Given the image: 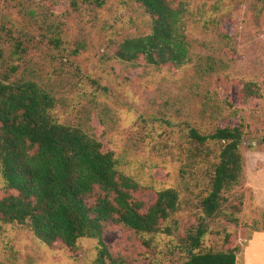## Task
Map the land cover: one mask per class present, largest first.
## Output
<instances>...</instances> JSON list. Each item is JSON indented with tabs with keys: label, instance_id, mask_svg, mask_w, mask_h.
Listing matches in <instances>:
<instances>
[{
	"label": "rangeland",
	"instance_id": "374dc122",
	"mask_svg": "<svg viewBox=\"0 0 264 264\" xmlns=\"http://www.w3.org/2000/svg\"><path fill=\"white\" fill-rule=\"evenodd\" d=\"M169 1L183 10L189 60L159 70L114 56L125 40L151 32L133 0H103L101 7L96 0H0V74L16 68L14 79L55 97L59 122L113 152L118 170L140 186L134 198L142 212L159 192L177 191L179 208L167 223L172 236L158 237L153 252L129 229L106 227L116 264H185L174 248L204 217L200 202L222 147L197 145L190 130L209 136L241 127L243 174L225 194L227 217L208 220L202 252L236 249L237 264H252V254L264 264V245L252 250V238L264 235V0ZM3 186L0 178L1 197ZM97 257L95 240H82L75 252L49 248L0 220V264H96Z\"/></svg>",
	"mask_w": 264,
	"mask_h": 264
},
{
	"label": "trees",
	"instance_id": "16d2710c",
	"mask_svg": "<svg viewBox=\"0 0 264 264\" xmlns=\"http://www.w3.org/2000/svg\"><path fill=\"white\" fill-rule=\"evenodd\" d=\"M133 1L150 18L151 32L119 44L115 58L131 65L142 59L159 70L184 66L189 51L183 10L169 0ZM96 2L100 7L104 3ZM16 73L11 68L0 74L1 222L27 229L49 248L61 244L75 252L82 240H95L96 264H116L104 240L109 225L132 231L148 252H153L158 237L172 236L167 223L179 208L177 191L159 192L142 212L143 205L134 198L140 186L118 170L115 154L83 130L59 122L55 97L35 82L14 79ZM189 138L201 147L208 142L222 147L210 190L200 202L204 217L174 249L185 256V264H237L236 249L203 253L202 247L210 232L208 220L227 215L225 194L240 183L243 130L226 127L204 136L192 129Z\"/></svg>",
	"mask_w": 264,
	"mask_h": 264
},
{
	"label": "crops",
	"instance_id": "0c3cea01",
	"mask_svg": "<svg viewBox=\"0 0 264 264\" xmlns=\"http://www.w3.org/2000/svg\"><path fill=\"white\" fill-rule=\"evenodd\" d=\"M258 243L264 245V235L263 234L259 235L258 233H256V235L252 238V250L256 249V246L258 245ZM261 261H262V258L258 257L257 255L252 254V264H256V263L262 264Z\"/></svg>",
	"mask_w": 264,
	"mask_h": 264
}]
</instances>
